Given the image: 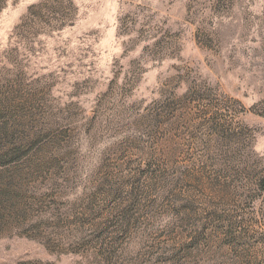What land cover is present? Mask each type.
I'll use <instances>...</instances> for the list:
<instances>
[{
  "label": "rangeland",
  "instance_id": "374dc122",
  "mask_svg": "<svg viewBox=\"0 0 264 264\" xmlns=\"http://www.w3.org/2000/svg\"><path fill=\"white\" fill-rule=\"evenodd\" d=\"M0 5V112L59 144L0 264H264V0Z\"/></svg>",
  "mask_w": 264,
  "mask_h": 264
},
{
  "label": "trees",
  "instance_id": "16d2710c",
  "mask_svg": "<svg viewBox=\"0 0 264 264\" xmlns=\"http://www.w3.org/2000/svg\"><path fill=\"white\" fill-rule=\"evenodd\" d=\"M20 119L18 107H5L0 112V206L2 211L9 210L10 213L20 207L23 221L29 213L25 205L27 193L23 188L40 169L34 164V157L47 147L57 148L59 144L54 134L58 128L52 125L50 132L43 135L35 130V126Z\"/></svg>",
  "mask_w": 264,
  "mask_h": 264
}]
</instances>
